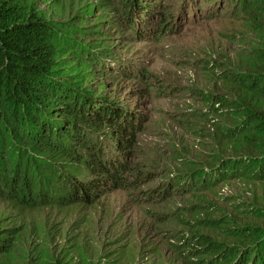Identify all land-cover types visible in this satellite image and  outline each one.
I'll use <instances>...</instances> for the list:
<instances>
[{"label": "rangeland", "instance_id": "obj_1", "mask_svg": "<svg viewBox=\"0 0 264 264\" xmlns=\"http://www.w3.org/2000/svg\"><path fill=\"white\" fill-rule=\"evenodd\" d=\"M17 2L33 4L58 31L106 51L109 62L129 61L147 75L128 80L122 69L96 65L87 79V62L64 47V64L85 77L95 97L137 119L128 152L109 141L110 154L124 163V182L106 185L92 204L27 208L0 200L8 250L0 264H202L217 244L259 241L264 178L251 170L224 179L210 171L199 188V173L191 184L187 179L221 160L264 156V6L240 12V2L144 0L152 12L174 15L173 30L159 39L156 20L142 22L141 33L135 22L128 26L123 0ZM238 72L243 81L232 79ZM254 74L257 84H250Z\"/></svg>", "mask_w": 264, "mask_h": 264}, {"label": "trees", "instance_id": "obj_2", "mask_svg": "<svg viewBox=\"0 0 264 264\" xmlns=\"http://www.w3.org/2000/svg\"><path fill=\"white\" fill-rule=\"evenodd\" d=\"M123 1L119 6L128 26L131 28L136 23L135 33H141L142 22L148 19L156 20L159 26L156 38L161 39L173 30L171 12H152L144 0ZM219 1L240 2L241 6L237 7L240 12H254L264 6V0H217L215 7ZM22 3H31V0ZM141 13L144 19L139 17ZM83 29L79 28V33L88 34ZM88 29L96 31L95 27ZM68 46H72L70 54L74 58L86 61L90 67L87 79L96 65L122 69L128 80L135 77L132 73L139 80L146 79L147 72L141 67L121 59L109 62L111 57L105 50L98 51L58 31L33 4L26 6L17 0H0L2 201L27 208L92 204L106 185L119 187L124 182L119 171L120 167L124 170V163L110 154L115 150L109 141L128 152L136 140L137 119L92 94L85 77L64 64L68 57L64 47ZM251 76L250 84H257L259 75ZM244 77L240 72L232 75L235 81H243ZM248 170L257 180L263 179L264 156L221 160L212 169L201 168L189 173L187 182L191 184L193 175L199 173L202 178L195 184L199 188L201 182L206 183L210 171H214L215 176L221 173L224 179ZM179 182L183 184L185 180L178 181L177 186ZM13 230L5 229V234ZM3 237L0 243L7 240ZM217 246L212 260L201 259L202 264H264V234L251 246ZM6 247L0 244V254L8 251Z\"/></svg>", "mask_w": 264, "mask_h": 264}]
</instances>
